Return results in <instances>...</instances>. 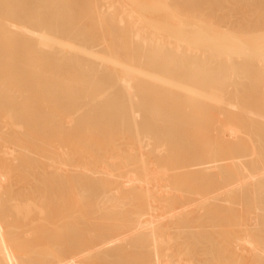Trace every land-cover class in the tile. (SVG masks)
I'll return each instance as SVG.
<instances>
[{"label":"bare ground","instance_id":"bare-ground-1","mask_svg":"<svg viewBox=\"0 0 264 264\" xmlns=\"http://www.w3.org/2000/svg\"><path fill=\"white\" fill-rule=\"evenodd\" d=\"M0 264H264V0H0Z\"/></svg>","mask_w":264,"mask_h":264}]
</instances>
